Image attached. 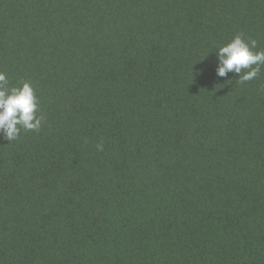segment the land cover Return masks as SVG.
<instances>
[{"label": "trees", "instance_id": "trees-1", "mask_svg": "<svg viewBox=\"0 0 264 264\" xmlns=\"http://www.w3.org/2000/svg\"><path fill=\"white\" fill-rule=\"evenodd\" d=\"M264 0H0V264H264V66L218 77ZM100 146L98 149L97 146Z\"/></svg>", "mask_w": 264, "mask_h": 264}, {"label": "clouds", "instance_id": "clouds-1", "mask_svg": "<svg viewBox=\"0 0 264 264\" xmlns=\"http://www.w3.org/2000/svg\"><path fill=\"white\" fill-rule=\"evenodd\" d=\"M256 47L255 40L234 36L216 52V75L225 77L232 72L241 83L256 78L264 66V50L253 51ZM37 110L38 98L31 84L23 82L19 87H9L7 74L0 71V139L14 141L22 129L39 131L42 121Z\"/></svg>", "mask_w": 264, "mask_h": 264}]
</instances>
